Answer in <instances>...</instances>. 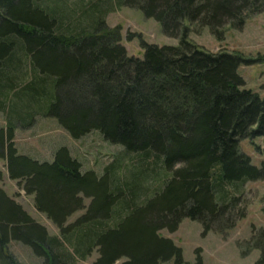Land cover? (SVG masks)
<instances>
[{"label":"trees","instance_id":"1","mask_svg":"<svg viewBox=\"0 0 264 264\" xmlns=\"http://www.w3.org/2000/svg\"><path fill=\"white\" fill-rule=\"evenodd\" d=\"M66 1L0 0V111L14 90L0 127V159L58 229L50 234L0 186V264H19L9 252L12 240L30 246L41 264H71L95 248L93 264H183L182 249L160 230L175 231L183 218L199 222L203 234L229 230L246 214L235 190L264 176V165L239 148L241 139L264 135V97L237 71L264 57L209 51L189 34L207 28L221 41L227 29L263 12L264 0ZM122 5L158 21L177 44L141 40L143 57L128 55L120 28L105 23V14ZM26 61L32 77L16 91ZM30 103L71 137L99 130L126 152L160 160L170 176L137 203L139 181L119 179L111 164L101 174L83 171L65 146L51 161L20 154L12 118ZM247 247L264 250V228ZM196 264H203L198 253ZM256 264H264L263 255Z\"/></svg>","mask_w":264,"mask_h":264},{"label":"rangeland","instance_id":"2","mask_svg":"<svg viewBox=\"0 0 264 264\" xmlns=\"http://www.w3.org/2000/svg\"><path fill=\"white\" fill-rule=\"evenodd\" d=\"M66 2L74 7L76 0ZM112 3L115 5V0H111ZM105 23L109 27L120 28L121 44L125 46L128 55L135 57H143L141 40L157 45H176L178 42L177 38L163 34L160 23L153 18L144 17L139 9L123 5L117 7L105 14ZM189 37L194 43L209 51H234L251 59L264 57V11L246 18L240 29H227L221 41L216 40L207 28L192 31ZM237 71L244 79L245 87L264 97V59L260 58L247 64L241 63ZM31 77L32 71L26 61L22 70L15 75L17 84L15 90L18 91L17 89ZM13 91H8L5 108L0 111V127L5 125L10 114L11 101L14 99ZM18 102L15 100L16 105ZM33 106L34 104L30 103L27 111L23 110L18 116L16 112L12 118L16 126L15 145L20 154L29 155L40 161H51L55 150L65 146L71 156L81 163L83 171L94 170L101 174L104 167L111 164L119 179H125L130 183L139 181L142 191H138L135 198L137 203L159 190L164 180L170 176V172L162 166L160 160L152 156L142 158V155L137 153L126 152L119 144L105 140L99 130L93 129L79 138L71 137L54 117L35 111ZM239 148L249 155L252 164L257 167L264 165V135L241 139ZM0 170L2 171L0 186L6 193L19 202L33 219L44 225L50 234H57L58 229L55 225L43 213L35 210L32 196L25 194L16 180L8 177L3 159H0ZM235 192L241 195L243 203L246 204V214L229 230L209 231L203 234L201 224L189 218H183L175 231L160 230L162 235L171 238L182 249L183 264H196L197 253L201 255L203 264H256L261 255L264 256V250L247 247L248 240H251L254 232L264 228V176L247 181L237 187ZM84 203L86 207L89 198H86ZM84 211L85 208L72 213L66 223L72 222ZM255 239L259 240V237ZM8 248L19 264H41L42 258L36 256L30 246L20 241H10ZM97 256L95 248L84 260L76 259L71 264H93ZM123 261L124 259H119L115 264H123ZM160 264L175 263L170 259Z\"/></svg>","mask_w":264,"mask_h":264}]
</instances>
